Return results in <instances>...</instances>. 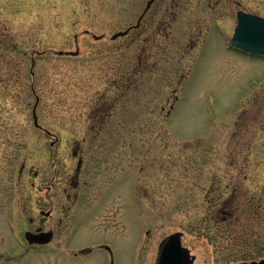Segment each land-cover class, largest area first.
I'll list each match as a JSON object with an SVG mask.
<instances>
[{
    "label": "rangeland",
    "instance_id": "374dc122",
    "mask_svg": "<svg viewBox=\"0 0 264 264\" xmlns=\"http://www.w3.org/2000/svg\"><path fill=\"white\" fill-rule=\"evenodd\" d=\"M146 1L0 0V264H155L174 232L264 258V56L229 44L264 0H155L112 39Z\"/></svg>",
    "mask_w": 264,
    "mask_h": 264
},
{
    "label": "water",
    "instance_id": "95a60500",
    "mask_svg": "<svg viewBox=\"0 0 264 264\" xmlns=\"http://www.w3.org/2000/svg\"><path fill=\"white\" fill-rule=\"evenodd\" d=\"M154 0H148L147 5L143 13L139 16L135 25L126 28L125 30H120L111 35L112 39L118 36L125 35L130 28L138 27L141 18L145 11L148 9L150 4ZM237 24L234 28L232 37L230 38V44L239 48L243 51L262 54L264 55V17L245 12L243 10H238L236 13ZM95 38H100L101 36L93 35ZM59 54H70L77 55L79 50L75 51H63L59 50ZM36 104L33 107V122L35 126H39L38 118L35 112ZM42 214L49 215V211H41ZM25 238L29 243H48L53 237L52 230H42L40 227L36 231L27 230L24 233ZM195 255H191L187 247L182 245L181 233L174 232L168 235L160 244L159 254L156 264H192ZM112 264V263H111ZM237 264H264V260L254 262V263H237Z\"/></svg>",
    "mask_w": 264,
    "mask_h": 264
},
{
    "label": "flooded vegetation",
    "instance_id": "af4514ba",
    "mask_svg": "<svg viewBox=\"0 0 264 264\" xmlns=\"http://www.w3.org/2000/svg\"><path fill=\"white\" fill-rule=\"evenodd\" d=\"M148 1V0H147ZM147 1H146V3H147ZM155 2V0L150 4V6L148 7V9L146 10V12L143 14V16H142V18H141V21H142V19L144 18V16H145V14L147 13V11L150 9V7H151V5L153 4ZM146 6V5H145ZM142 12H143V10H142ZM141 12V13H142ZM141 21H140V24H141ZM43 210V209H42ZM41 211V210H40ZM51 214V213H50ZM50 214L49 215H45V216H50ZM31 221H33V219L31 218L30 219ZM41 228V229H43V230H45L44 228H43V226H41V225H37L35 228H34V230L33 231H36V229H38V228ZM47 230V229H46ZM159 251V250H158ZM261 260H264V258H260V259H257V260H250V261H240V262H235V263H232V264H237V263H254V262H258V261H261ZM112 261V260H111ZM111 264V263H110ZM112 264H113V262H112Z\"/></svg>",
    "mask_w": 264,
    "mask_h": 264
}]
</instances>
